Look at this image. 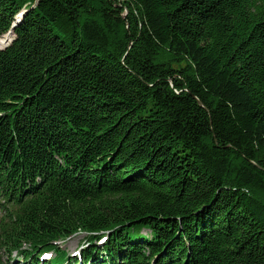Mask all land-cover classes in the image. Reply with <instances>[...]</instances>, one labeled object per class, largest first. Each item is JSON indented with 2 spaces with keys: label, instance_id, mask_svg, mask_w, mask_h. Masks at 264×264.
<instances>
[{
  "label": "trees",
  "instance_id": "trees-1",
  "mask_svg": "<svg viewBox=\"0 0 264 264\" xmlns=\"http://www.w3.org/2000/svg\"><path fill=\"white\" fill-rule=\"evenodd\" d=\"M11 34L0 264H264V0H0Z\"/></svg>",
  "mask_w": 264,
  "mask_h": 264
},
{
  "label": "rangeland",
  "instance_id": "rangeland-1",
  "mask_svg": "<svg viewBox=\"0 0 264 264\" xmlns=\"http://www.w3.org/2000/svg\"><path fill=\"white\" fill-rule=\"evenodd\" d=\"M8 36L10 37V39H13L14 37L13 34ZM85 246H86V235L82 233L69 238L66 242L63 243L62 247L66 248L67 251H70V254L72 255L74 252L79 251L78 250L79 248H84Z\"/></svg>",
  "mask_w": 264,
  "mask_h": 264
},
{
  "label": "bare ground",
  "instance_id": "bare-ground-1",
  "mask_svg": "<svg viewBox=\"0 0 264 264\" xmlns=\"http://www.w3.org/2000/svg\"><path fill=\"white\" fill-rule=\"evenodd\" d=\"M9 42H10V37L9 36H7L5 38H1L0 39V49L5 48L9 44Z\"/></svg>",
  "mask_w": 264,
  "mask_h": 264
},
{
  "label": "water",
  "instance_id": "water-1",
  "mask_svg": "<svg viewBox=\"0 0 264 264\" xmlns=\"http://www.w3.org/2000/svg\"><path fill=\"white\" fill-rule=\"evenodd\" d=\"M10 42H11V39H10ZM10 42H9V43H10ZM8 46H9V44H8L6 47H8ZM6 47H5V48H6ZM5 48H3V49H0V50H4Z\"/></svg>",
  "mask_w": 264,
  "mask_h": 264
}]
</instances>
